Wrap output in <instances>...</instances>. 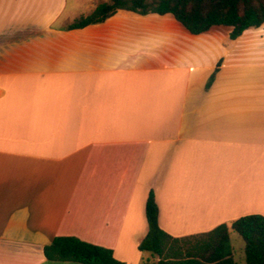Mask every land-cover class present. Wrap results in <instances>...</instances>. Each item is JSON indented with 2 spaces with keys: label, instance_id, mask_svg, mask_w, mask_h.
Segmentation results:
<instances>
[{
  "label": "crops",
  "instance_id": "obj_1",
  "mask_svg": "<svg viewBox=\"0 0 264 264\" xmlns=\"http://www.w3.org/2000/svg\"><path fill=\"white\" fill-rule=\"evenodd\" d=\"M107 1L0 0V264H81L56 236L135 264L150 191L174 237L264 216V26L68 27Z\"/></svg>",
  "mask_w": 264,
  "mask_h": 264
},
{
  "label": "trees",
  "instance_id": "obj_2",
  "mask_svg": "<svg viewBox=\"0 0 264 264\" xmlns=\"http://www.w3.org/2000/svg\"><path fill=\"white\" fill-rule=\"evenodd\" d=\"M118 10L141 15L170 13L192 34H200L213 26H226L230 41L250 27L264 26V0H109L68 27L101 23ZM218 68L219 65L206 87L211 85ZM158 213L154 193L150 191L145 203L148 229L138 243L139 250L149 254L145 264H236L229 249L230 230L236 231L244 242L246 264H264L262 215L241 216L207 232L174 237L160 228ZM44 254L49 259L81 264H126L115 258L112 249L74 236L54 237L44 247Z\"/></svg>",
  "mask_w": 264,
  "mask_h": 264
},
{
  "label": "rangeland",
  "instance_id": "obj_3",
  "mask_svg": "<svg viewBox=\"0 0 264 264\" xmlns=\"http://www.w3.org/2000/svg\"><path fill=\"white\" fill-rule=\"evenodd\" d=\"M81 7H83L82 4H81ZM135 243L137 244V250H139L138 248L139 240L135 239ZM229 249L232 253V256L236 264H246L245 255H244V242L242 238L240 237V235L234 230L230 231ZM138 254H139V259L134 263L135 264H145V259L148 258L149 254L148 253L143 254V252H141L140 250L138 251ZM144 255L146 257L143 258Z\"/></svg>",
  "mask_w": 264,
  "mask_h": 264
}]
</instances>
